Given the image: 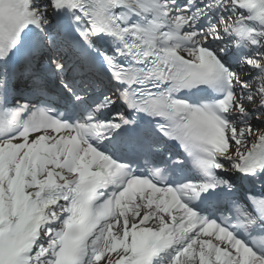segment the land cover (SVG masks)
<instances>
[{
	"label": "snow or ice",
	"instance_id": "obj_1",
	"mask_svg": "<svg viewBox=\"0 0 264 264\" xmlns=\"http://www.w3.org/2000/svg\"><path fill=\"white\" fill-rule=\"evenodd\" d=\"M0 264H264V0H0Z\"/></svg>",
	"mask_w": 264,
	"mask_h": 264
}]
</instances>
